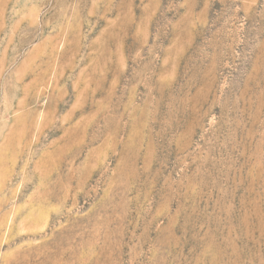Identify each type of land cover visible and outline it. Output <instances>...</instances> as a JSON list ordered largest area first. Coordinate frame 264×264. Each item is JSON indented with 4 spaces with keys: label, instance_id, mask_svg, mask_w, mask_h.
I'll return each mask as SVG.
<instances>
[{
    "label": "rangeland",
    "instance_id": "rangeland-1",
    "mask_svg": "<svg viewBox=\"0 0 264 264\" xmlns=\"http://www.w3.org/2000/svg\"><path fill=\"white\" fill-rule=\"evenodd\" d=\"M0 264H264V0H0Z\"/></svg>",
    "mask_w": 264,
    "mask_h": 264
}]
</instances>
